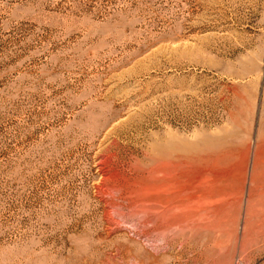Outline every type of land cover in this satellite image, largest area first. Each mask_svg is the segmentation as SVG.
Masks as SVG:
<instances>
[{"label":"rangeland","instance_id":"rangeland-1","mask_svg":"<svg viewBox=\"0 0 264 264\" xmlns=\"http://www.w3.org/2000/svg\"><path fill=\"white\" fill-rule=\"evenodd\" d=\"M0 264H264V0H0Z\"/></svg>","mask_w":264,"mask_h":264}]
</instances>
